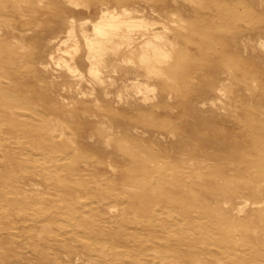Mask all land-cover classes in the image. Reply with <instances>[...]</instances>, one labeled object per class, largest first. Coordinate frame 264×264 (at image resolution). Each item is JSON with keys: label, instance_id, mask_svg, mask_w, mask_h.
Returning a JSON list of instances; mask_svg holds the SVG:
<instances>
[{"label": "rangeland", "instance_id": "1", "mask_svg": "<svg viewBox=\"0 0 264 264\" xmlns=\"http://www.w3.org/2000/svg\"><path fill=\"white\" fill-rule=\"evenodd\" d=\"M84 1L89 2V7L93 10L92 15L101 3L118 5L117 0ZM124 1L126 6L133 10L132 18L143 16L155 22V28H160V23L164 22L169 29H172L170 35L176 39L180 48L176 56L178 66H185V70L178 69L177 72H171L169 74L171 79L168 82L159 83L157 78L149 80V83L155 87L154 92H145L147 97L155 98L150 101L151 103L143 101L142 95L135 94L133 89L124 91V95L126 92L127 94L122 96V100L118 99L121 96L115 87L118 86L123 90L120 78H117V85H109V98L105 97L102 86L96 80H93L95 91L91 94L88 77H84L79 82L80 85L72 79L58 78L62 73L61 67L56 64L58 68L55 67L54 62L44 56L47 52H52L54 55L57 53L54 57L62 54L56 52L57 48L53 49L52 45H49V30L60 27L68 16L66 11H75L78 19H86L90 16L85 14L87 8L68 7L66 0H0V94L5 97L0 98V109L15 110L17 118L20 116L28 126L31 125L30 129L25 128L12 133L6 124V119L10 115H0V255L15 254V258L10 257L7 264H34L38 258L45 264L59 263L62 259L70 260V264H85L84 261L88 262V260L92 264H197L195 253H198L197 255L202 253L199 257L201 264H239L231 259L235 258V255L230 256L227 251L229 249L220 248L221 246L217 245L213 238L208 237L206 245L197 243L188 250L191 247L188 246V242L183 239L181 241L172 234L182 233L186 238L197 236L200 237L198 238L200 242H202L201 238L207 235L212 237L216 229L224 225L225 220L214 212V206L211 204H195L193 214L200 219L199 223L195 224L187 217H183L180 210L173 214L172 210L161 203L151 207L153 212L150 219L146 220L139 217L142 214L143 204L131 206L129 195L120 194L118 190L123 188H115L113 181L134 186L137 188L134 189L137 196H142L146 187L149 188L153 183L158 181V185L160 184L162 174L166 172L163 169L156 174L157 176H151L149 179L152 181L148 184H144L145 181L142 183V176L140 177L136 172L140 164L150 157L147 153L140 155L137 153L141 146L138 140H146L150 145L153 144L154 150L159 149L163 144L159 143V146H155L158 141L157 133L149 128L148 124L151 122L147 120V113L153 114L159 110V103L162 98H167L168 93L173 94L168 103L173 106L174 112L168 113L167 116H174L172 122L180 123L182 127L188 129V142L200 145L202 148H212L214 142L223 140V135L232 139L244 133L239 127L237 118L232 115L236 109L240 112L253 111L256 113L255 120L264 122V90L260 89L262 84L258 83L256 77L250 80L247 87L230 81L225 89L224 98L216 92L213 100L216 101L218 109L212 108L209 101L201 100L205 95L203 90L207 89L209 78L212 77L211 72L205 73L202 70L204 67H210L212 71L219 64H226L222 71L229 72L230 64L234 66V60L241 59L243 62L239 61L241 64L237 69H249L250 64L253 63L264 72V57L258 56L250 49L251 44L261 50L256 33L257 28L262 30L264 21L255 16H264V7H258L259 0H198L197 5L191 4L192 0ZM167 2L174 8L169 6L163 9L157 6V3L166 5ZM77 12L82 14L79 16ZM240 18L250 19L251 29H245L238 38L235 30L232 31L230 28ZM219 19L222 24L225 23L224 29L219 27ZM240 24L243 26L244 22L241 21ZM178 26L185 30L179 29ZM27 28L31 29L28 38L22 37L17 32ZM60 36L64 37V35ZM250 36L252 39H249ZM190 37H193V40L188 46L186 41ZM198 45L209 48L208 51H204L202 58L194 54ZM186 49L188 53L183 54ZM218 50L224 52L219 54V57L229 55L224 63L216 62L218 56L214 59V52ZM38 59L46 61V66L49 65L47 67L49 73H41V66L36 64ZM45 61L42 63L44 64ZM134 61L136 67L140 68L139 74L143 76L142 78L147 76L146 64L144 65V62L138 58ZM83 63L81 69L86 72L89 62ZM231 74L234 77V71ZM176 85L178 88H175ZM78 86L81 93H76ZM164 87L170 89L164 91ZM185 93L189 95L185 97ZM83 96L87 99L85 100ZM75 101L78 102L77 106L86 101V103H96L98 106L114 104L126 120L120 125L134 136L114 146L119 145L124 149L121 153H127L134 158L126 159L119 164L110 155V159L105 157L103 166L99 167L101 160L98 157L91 155H89L91 158L84 157L86 153H101L105 147L103 148V144L99 146L95 143L96 137L81 135V128L105 127L109 130L116 129V125L108 123L110 118L103 116L108 115L106 111L109 110L87 111L85 121L88 127L80 125V119H77L81 115L79 110L71 111L72 114L59 110L62 107H72ZM49 108H54V112L49 111ZM103 121L104 124L99 123ZM57 122L59 130H54L51 126ZM135 127H138V130H135ZM46 133L60 135L61 138L56 137L54 141L56 143L52 147L50 144L46 145L49 148H40L31 143V140L38 138L43 145L42 138ZM168 136L171 142L176 143L179 140L178 134ZM99 138L100 142L104 143L109 141L111 135L105 131ZM233 145L235 151H238L236 154L241 158L246 148L245 144L236 141ZM114 146L110 147L109 151L113 150ZM174 151L178 159L185 157L182 154L179 157L181 150L174 148ZM106 159L114 166L117 165L116 175L107 167ZM165 161L162 160L163 164ZM15 164L20 169L19 175L23 181L15 180L12 175ZM130 168L131 171L127 172ZM261 168V171H264V167ZM35 174L37 180L33 188L25 181V177L30 178ZM56 181L61 183L67 181V185H70L73 191L67 193L59 189L57 187L59 185L55 186ZM124 188L133 189L132 187L128 189L127 186ZM33 189L39 190V193L33 194ZM114 189H118L115 194L111 192ZM97 192L102 195L109 193L113 197L110 203L116 205L118 210L115 212L112 205L93 204ZM249 200L245 209L250 208L249 205L255 200L264 202V194ZM84 202L88 203L87 208L82 207L81 203ZM228 205L231 206L226 202L223 203L226 208ZM260 218L263 221H260L256 214L252 219L255 223L249 230L250 234H245L244 230L243 234L239 230L238 242L241 253L236 257L250 258L259 250L264 252V218L261 216ZM42 223L47 227L45 236L43 235L45 238L32 241L31 239L40 234L37 224L43 226ZM178 241L180 243L177 246L183 251L174 253L172 250L169 254L164 246L169 242L174 245ZM146 246L157 251L146 252L144 250ZM195 247L200 251H196ZM72 249L75 254L59 252Z\"/></svg>", "mask_w": 264, "mask_h": 264}, {"label": "bare ground", "instance_id": "2", "mask_svg": "<svg viewBox=\"0 0 264 264\" xmlns=\"http://www.w3.org/2000/svg\"><path fill=\"white\" fill-rule=\"evenodd\" d=\"M117 1L118 5H113L108 2L106 4L101 3L98 5L97 10H95V14L92 15L93 10H91V7H89V2L84 0H66V5L68 7H75V9H82V7L87 8L85 14L90 16L86 17V19H78L75 15V11H66L68 16H65L66 18L64 19L63 23H61L59 28H53L49 30L50 34L48 36L49 45H52L53 49L57 48L56 52L65 55L60 54V56L58 55V57H54L57 55V53L54 55L52 52H47V54L44 56L49 57L51 62H54V65L56 64L59 68L61 67L62 73H60L58 76L59 79H72V81H75L78 85H80L79 82H81L84 77L90 78V80L87 81L91 84V94H93V91H95V88L92 85L93 80L98 81V83L102 86V91L105 94V97H108L109 85H117V78H120L119 80L121 81V87L123 90H120L118 86L115 87L117 93H120L119 96H121V98L118 97V99L122 100V96L124 97L127 94L126 92L124 95V91L133 89L135 94L139 96L142 95L141 99L143 101L146 103H151L150 101L154 100L155 98H149L145 93L154 92L155 87L149 83L150 79L157 78L159 83L168 82V80L171 79L169 76L171 72H177L178 69L179 71L185 70V66H178L179 63H177L176 60V56L178 55V51L180 49L179 44H177L176 39L170 35L172 29H169V27H167L164 22L160 23V28H155L156 23H153V21L146 17L142 16L139 18H132L131 11L133 10L126 6L124 0ZM169 2H167L168 4L166 3V5L157 3V6L162 7L163 9L164 7L169 6L174 8V6L170 5ZM198 2V0H192L191 4L197 5ZM258 7H264V0H259ZM80 14H82V12H77V15L80 16ZM255 18H262L264 21V16L257 15ZM249 20L240 18L233 23V26L230 29L232 31L235 30L238 38L242 36V32L245 29H251L249 28ZM241 21L244 22L243 26L240 24ZM221 22L222 21L220 20L218 23L219 27L224 29L225 23L222 24ZM35 27L32 29L34 30ZM178 28L185 30V28H182L181 26H178ZM261 28L262 30L257 28L258 32L256 33V37L259 38L261 50H258L251 44L250 49L254 53L258 54V56L263 58L264 37H262V35H264V27ZM30 31V28L17 30V32L20 33L22 37L26 38H28L29 34L31 33ZM60 35H64V37ZM249 39H252L251 36ZM192 40L193 37H190L186 41V44H188V46L191 45L189 43H191ZM202 44L205 46L207 45L205 43ZM208 49V47L206 49V47L203 45H198L194 51V54L197 57L202 58L203 54H205L204 51H208ZM186 52L188 53L187 49L185 52H183V54H186ZM219 54H224V52L219 50L215 51L214 59H216L218 56L216 62L224 63L229 55L226 57H219ZM135 58H138L141 62H144V65H147H145V67L147 69L146 73H148V75L144 76V78H142L143 76L139 74L140 68L136 67V63L134 61ZM43 61L45 60L38 59L36 64L41 66V73H49L47 72V67H49V65L46 66V61L44 64L42 63ZM84 61L89 62L86 72L82 71L83 68L81 66L84 64ZM234 61V66L236 67L235 69L232 64L227 63L228 65L230 64L229 72L222 71L226 64H219V67L216 66L217 69H214L215 71H211L212 68L210 67L202 68L205 73L211 72L210 75H212V77L209 78V86H207V89L203 90V94L205 95L201 100L209 101V104L212 108L218 109L216 106V101L213 100L214 94L217 92L218 94H221L223 98L226 97L225 89L227 88V85L230 81H233V83L236 85L247 87L249 86L250 80L253 77H256L258 78L257 80H259L258 83L262 84V88L260 87V89L264 90V72L260 71L252 62L249 69H237V66H240L243 60L239 59ZM239 61L241 63H239ZM56 65L55 67H57ZM233 71L235 73L234 77H232L231 74ZM188 72H190L189 68ZM221 74L225 76H222ZM47 77H49V75H47ZM175 88H178V85H176ZM163 89L165 91V89H170V87H164ZM76 91V93H81L79 86L77 87ZM172 95L173 94L171 92L166 95L167 98H162L161 102L159 103V110H157L155 113H147V120L151 122V124H148L149 128L157 133L156 138L158 141L156 142L157 144H155V146H159V143L163 144L159 146V149L154 150L152 148V146H154L153 144L150 145L146 140H140L138 138V143L141 144V146L139 147L140 149L137 153L139 155L141 153H147V155L150 157L140 164V166L136 169V172L139 176H142V183L145 181L144 184H148L152 181L149 178H151V176H157L156 174H158V172L160 173V170L163 169L166 172L164 175L161 173L163 178L160 179V184L158 185V181L153 183L149 188L146 187V190L142 196H137V194L134 192V189L137 188H134V186L129 184L122 185L121 182L117 183L116 181H113V186H115V188L122 187L123 190L114 189L111 192L115 194L114 192L118 190L120 191V194L129 195L131 198V206L143 204L142 207L144 209L142 208V214H140L139 217L146 220L150 219L149 217L153 212L151 207L156 206L157 203H161L163 205L165 204L168 209L172 210L171 212H173V214L180 210L183 217H187V219H190L195 224L199 223L200 221V219L197 216H194L195 214H193V208L196 206L195 204H211L214 206V212L218 213L219 216L223 217L225 220L224 225L216 229L215 233L212 234V237L207 235L206 237L201 238L202 242H200V240H198L200 237L197 236L186 238V236L182 233L173 232L172 234L181 241L183 239L185 242H188V246H191L188 248V250L196 246L197 243L206 245L208 243L206 242V239L209 237L215 239L217 245L219 244L221 246L220 248L229 249L227 250L229 252L228 254L230 256L235 255V258L232 257L231 259H234L236 263L260 264L261 262H264V252L262 250L255 252L253 257L250 258L236 257L239 255V253H241L240 244L238 242L240 237L239 230L241 232L244 230L243 232H245V234H250L249 230L252 227V224L255 223L252 221V219H254L256 214L260 221H263L260 216L264 218L263 201L255 200L249 205L250 208L245 209L248 205V202L250 201L249 198L264 194V171H261V167H264V122L261 120L260 122L256 121L254 118L256 113L253 111L240 112L238 109H236L232 115L237 118L239 127L244 131V133H242L241 136H236L232 139L230 137L228 139L225 137V135H223V140L214 142V146L212 148H202L200 145L193 144L190 141L188 142V129L182 127L180 123L172 122L174 116H167L168 113L174 112L173 106L168 103V100ZM187 95L189 94H184L185 97ZM1 97L5 98L2 96V94H0V98ZM86 102H82V105L77 106L76 104L78 102L75 101L72 107H62L59 108V110H62L66 113L69 112L70 114H72L71 111L79 110L81 115H79V118L77 119H80V125L87 127L89 126L85 121V117L88 115L87 111H93V109L109 110L106 111L108 115L103 116L110 118L108 123L115 124L116 129L110 128L109 130H106L105 127L81 128V135H92V137H96L97 142L95 143H97L99 146H102L103 144V148L105 147V149L101 150V153H86L83 156L86 158H91L89 155L92 157H98L101 160L99 167L103 166L105 162L103 160L105 157L110 159V155H112L114 160L119 164L121 162L123 163V161H126V159L130 160V158H134L130 157L127 153H121L124 149H121L119 145L114 146L122 140L134 137L128 130L123 129L124 126L122 127L120 125L126 121L124 120L125 117L123 118L121 111H119L112 103L98 106L96 103L91 104ZM49 111L54 112V108H49ZM0 115H10V117L6 119V124L9 128L8 130L12 133L21 129L25 130V128L30 129L31 125L28 126L25 120L22 121L20 119V116L17 118V112H15V110H11V108H9L8 111L0 109ZM104 121L99 123L104 124ZM51 127H53L54 130H59L58 122L54 123ZM135 130H138V127H135ZM105 131L111 135V138L108 142L102 143L100 142L99 137ZM60 134H62V132H60ZM170 134L172 136H177L178 134L177 137H179V140L176 143L171 142V139H169L170 137L168 136ZM56 137L61 138L60 135L54 136L51 133H46V135L42 138V142L44 143L43 145L40 143L37 137V139L31 140V143L40 148H49V146L46 145L50 144V147L55 145L54 143L56 142L54 141ZM236 141L243 142L246 146L241 158L238 156V154H236L238 151H235L234 149L233 144ZM112 146H114V149L109 151V148ZM174 148L181 150L179 157H181V154L185 157L178 159V157L175 155ZM187 158H189V160H187ZM108 159H106V162L108 163L107 167H109V169L111 168V170L116 175L118 173L117 165L114 166L108 161ZM163 159L167 161H165L164 164L162 162ZM16 164L13 166L14 171L12 175L15 180L23 181V178L19 175L20 169L16 167ZM85 168L87 169L88 167L86 166ZM98 170L95 172L97 173ZM128 171H131V168L127 169V172ZM36 176L37 175L35 174V176L32 175L30 178L25 177V181L28 182L33 188L36 186ZM109 177L113 178V176ZM55 186L61 190H65L67 193L73 191L70 185H67V181H63V183L56 181ZM124 186H127L128 189L129 187H132L133 189L125 190L126 187L124 188ZM33 190V194L39 193V190ZM96 195L97 196H94L93 204L100 203L104 206L112 205V208L115 210V212L118 210L116 205L110 203V199H113V197H111L109 193L107 195H102V193L97 192ZM224 202L230 204L231 206L229 207L228 205L226 208L223 206ZM81 205H83V208H87L89 206L88 203L85 202L84 204L81 203ZM83 208L81 210H83ZM41 225L43 226H39L37 224L40 234L38 237L31 239L32 241L43 240L45 238L44 236L47 227H44V223ZM201 232H203V229ZM206 233H208V231ZM179 243L180 241L173 245V243L171 244L169 242L167 245L163 246L169 251V254L172 253V250L174 253H178L183 251L177 246ZM195 249L196 251H200L196 247ZM144 250L149 253L150 251H157L155 249H150L148 246H146ZM59 252L62 254H75L73 249L71 251ZM197 254L198 253H195V257H197L195 258L197 260L196 263L201 264L202 261L200 262L201 259L199 257L202 253H199V255ZM10 257L15 258V254L2 253L0 255V264H7V261L10 259ZM237 259H239V261H237ZM84 263L90 264L91 262L88 260V262L84 261ZM34 264L45 263H42L38 258ZM55 264H70V260L64 261L62 259V262H55Z\"/></svg>", "mask_w": 264, "mask_h": 264}]
</instances>
